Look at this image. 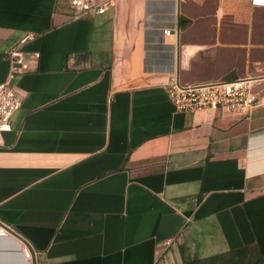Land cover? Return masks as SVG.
Wrapping results in <instances>:
<instances>
[{
  "label": "crops",
  "instance_id": "1",
  "mask_svg": "<svg viewBox=\"0 0 264 264\" xmlns=\"http://www.w3.org/2000/svg\"><path fill=\"white\" fill-rule=\"evenodd\" d=\"M26 32L23 73L7 54ZM172 77L255 78L264 97V8L0 0V84L22 96L0 132V264H182L248 246L264 260V103L182 112Z\"/></svg>",
  "mask_w": 264,
  "mask_h": 264
},
{
  "label": "built area",
  "instance_id": "2",
  "mask_svg": "<svg viewBox=\"0 0 264 264\" xmlns=\"http://www.w3.org/2000/svg\"><path fill=\"white\" fill-rule=\"evenodd\" d=\"M72 5L82 12H105L117 0H107L96 3L92 0H71ZM187 1V0H180ZM254 8H264V0H249ZM167 35H171L168 30ZM37 38L34 32H26L7 56L20 72L31 70L27 63L28 54L24 47ZM40 54L36 53L38 59ZM258 79L221 80L204 84H183L177 77H172L166 84L169 97L179 111L182 112H224L239 118H246L252 110L264 103L261 97L253 90ZM22 96L17 92L11 80L0 84V132L3 131L12 116L21 108ZM7 228H0V237L9 236ZM30 253V252H29ZM32 257V255H30Z\"/></svg>",
  "mask_w": 264,
  "mask_h": 264
},
{
  "label": "trees",
  "instance_id": "3",
  "mask_svg": "<svg viewBox=\"0 0 264 264\" xmlns=\"http://www.w3.org/2000/svg\"><path fill=\"white\" fill-rule=\"evenodd\" d=\"M181 26H183V20ZM182 254L184 255V252ZM182 264H264V260L259 256L256 247L248 246L206 258L198 256L186 257L183 259Z\"/></svg>",
  "mask_w": 264,
  "mask_h": 264
},
{
  "label": "rangeland",
  "instance_id": "4",
  "mask_svg": "<svg viewBox=\"0 0 264 264\" xmlns=\"http://www.w3.org/2000/svg\"><path fill=\"white\" fill-rule=\"evenodd\" d=\"M13 248L14 249H17L18 251H16V253L17 254H19V255H21V257H22V259L25 261V262H27V260L25 259V250L26 251H29L30 252V255H32V253H31V251L30 250H28L27 248H26V246L25 245H20V247H18V245H13ZM31 259V258H30Z\"/></svg>",
  "mask_w": 264,
  "mask_h": 264
}]
</instances>
